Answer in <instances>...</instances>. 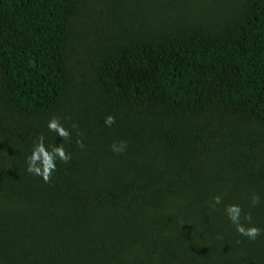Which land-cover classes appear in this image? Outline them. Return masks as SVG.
Instances as JSON below:
<instances>
[{"label":"trees","instance_id":"16d2710c","mask_svg":"<svg viewBox=\"0 0 264 264\" xmlns=\"http://www.w3.org/2000/svg\"><path fill=\"white\" fill-rule=\"evenodd\" d=\"M229 204L264 229V0H0V264H264Z\"/></svg>","mask_w":264,"mask_h":264},{"label":"clouds","instance_id":"9594fccd","mask_svg":"<svg viewBox=\"0 0 264 264\" xmlns=\"http://www.w3.org/2000/svg\"><path fill=\"white\" fill-rule=\"evenodd\" d=\"M104 124L107 127H111L115 124V117L111 114L107 115L104 120ZM75 127V125H73ZM47 128L49 131L55 132L57 135L63 138V141L69 140L71 133L65 128L58 117L53 116L47 122ZM44 136L40 135L37 138V142L34 144L30 155L27 159V172L43 179L45 183L51 181L52 174L56 170V161L59 159L64 164H69L71 162V156L65 151L63 144H53L48 147L45 146ZM77 144L82 148L84 147L83 141L78 139ZM113 152L122 153L127 147L126 142L119 141V143H114L111 146ZM213 206L222 203V197L217 195L213 198ZM260 204V197L258 195H253L251 197V205L253 207ZM225 212L229 221L235 226L236 231L249 240H255L261 235L264 229H261L251 223L252 216L250 212L245 213L239 204H229L225 206ZM243 214V219L248 222L246 226L241 222V216Z\"/></svg>","mask_w":264,"mask_h":264}]
</instances>
